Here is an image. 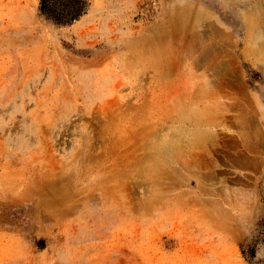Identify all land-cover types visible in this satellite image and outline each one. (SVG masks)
Returning a JSON list of instances; mask_svg holds the SVG:
<instances>
[{
    "label": "rangeland",
    "instance_id": "374dc122",
    "mask_svg": "<svg viewBox=\"0 0 264 264\" xmlns=\"http://www.w3.org/2000/svg\"><path fill=\"white\" fill-rule=\"evenodd\" d=\"M39 6L0 0V264H264V0Z\"/></svg>",
    "mask_w": 264,
    "mask_h": 264
},
{
    "label": "trees",
    "instance_id": "16d2710c",
    "mask_svg": "<svg viewBox=\"0 0 264 264\" xmlns=\"http://www.w3.org/2000/svg\"><path fill=\"white\" fill-rule=\"evenodd\" d=\"M50 0H40V11L46 15L47 17L53 19L55 22L67 23L76 19L79 16L81 8L76 6L78 4V0H65L64 4H62V8L64 12H56L52 8H50ZM80 4L83 3V0H79ZM82 2V3H81Z\"/></svg>",
    "mask_w": 264,
    "mask_h": 264
}]
</instances>
